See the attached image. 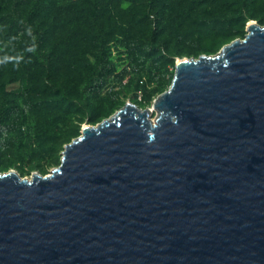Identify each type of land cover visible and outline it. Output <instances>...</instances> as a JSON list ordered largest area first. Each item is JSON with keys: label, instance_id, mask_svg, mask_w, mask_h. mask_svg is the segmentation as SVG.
<instances>
[{"label": "water", "instance_id": "water-1", "mask_svg": "<svg viewBox=\"0 0 264 264\" xmlns=\"http://www.w3.org/2000/svg\"><path fill=\"white\" fill-rule=\"evenodd\" d=\"M246 31L177 59L151 110L84 125L49 175L0 173V264H264V26Z\"/></svg>", "mask_w": 264, "mask_h": 264}, {"label": "rangeland", "instance_id": "rangeland-1", "mask_svg": "<svg viewBox=\"0 0 264 264\" xmlns=\"http://www.w3.org/2000/svg\"><path fill=\"white\" fill-rule=\"evenodd\" d=\"M37 7L31 24L45 35V61L31 49L34 34L12 29L15 17L23 23ZM242 7L241 0H0V84L11 93L8 113L0 101V173L49 175L84 125L127 103L151 110L177 59L215 55L243 39L250 21L264 26V0Z\"/></svg>", "mask_w": 264, "mask_h": 264}, {"label": "trees", "instance_id": "trees-1", "mask_svg": "<svg viewBox=\"0 0 264 264\" xmlns=\"http://www.w3.org/2000/svg\"><path fill=\"white\" fill-rule=\"evenodd\" d=\"M242 4H243V7H242V10H244V0H241ZM38 15V7L35 9H31L27 16L25 17V20L23 23L20 22V20L15 17V23L12 24V29H17V28H21L22 29V32L25 33L26 32H29V33H32L35 35V39L32 40L31 42V49L34 51V53L39 57L41 58L43 61L47 60V56L43 53V48H44V45L46 43V38H44V33L43 32H40L38 31L37 29H40L39 27L36 28V26L32 25L31 24V21L34 20V18H36ZM259 24L263 25L264 21H261L259 20L258 21ZM10 32H11V29H10ZM156 35L153 33L152 34V38H151V50H154L155 52L159 51L160 50V46H153V43L155 42L156 40ZM174 57L173 55L169 56L168 59H166V62L168 64H174ZM57 91H60L62 92V96H63V104L65 103V101L67 102L68 101V104L66 105H69L71 106L72 103H74L75 101L72 100L71 97H69L68 94H66L64 92V90H62L61 88H59ZM18 93H14V95H12L13 97L16 96ZM18 96V95H17ZM7 98V100H6ZM11 98V93L10 91L8 90V85L6 86V84L4 83H1L0 84V101H3L2 103V106L4 107L2 113L6 114L9 112V109L6 107V104L8 103L9 99Z\"/></svg>", "mask_w": 264, "mask_h": 264}]
</instances>
